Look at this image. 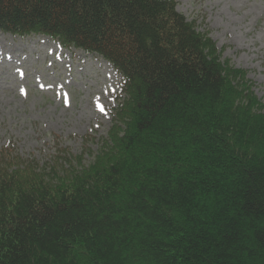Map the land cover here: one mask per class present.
<instances>
[{
    "label": "trees",
    "instance_id": "trees-1",
    "mask_svg": "<svg viewBox=\"0 0 264 264\" xmlns=\"http://www.w3.org/2000/svg\"><path fill=\"white\" fill-rule=\"evenodd\" d=\"M0 32L122 78L92 163L0 150V264H264V105L176 0H0Z\"/></svg>",
    "mask_w": 264,
    "mask_h": 264
},
{
    "label": "rangeland",
    "instance_id": "rangeland-1",
    "mask_svg": "<svg viewBox=\"0 0 264 264\" xmlns=\"http://www.w3.org/2000/svg\"><path fill=\"white\" fill-rule=\"evenodd\" d=\"M176 2L223 60L247 73L264 105V0ZM121 81L97 55L0 32V150L41 167L58 158L92 163L115 124Z\"/></svg>",
    "mask_w": 264,
    "mask_h": 264
}]
</instances>
